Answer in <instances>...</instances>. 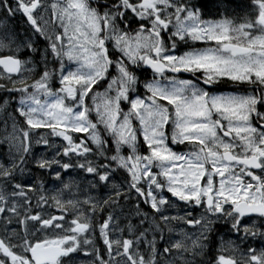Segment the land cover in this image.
I'll list each match as a JSON object with an SVG mask.
<instances>
[{
    "label": "snow or ice",
    "instance_id": "1",
    "mask_svg": "<svg viewBox=\"0 0 264 264\" xmlns=\"http://www.w3.org/2000/svg\"><path fill=\"white\" fill-rule=\"evenodd\" d=\"M222 3L0 0V9L22 14L46 42L42 50L31 39L15 48L12 41L0 43V90L19 95L15 111L27 126L13 125L8 160H0V219H15L20 226L0 237V264H75L70 254L81 251L92 256L91 264H159L154 242L144 240L150 249L145 254L134 250L132 239L110 236L109 229L122 231L111 215L94 221L99 209L122 196L129 199L132 191L165 225L181 221L198 229L194 236L181 232L164 253L206 255L212 225L219 221L231 222L237 235L243 231L242 240L257 234L255 222L245 219L264 221V0L244 5L247 12L239 23L224 13L220 19L203 18L213 10L219 13ZM196 42L205 46L194 47ZM181 44L187 50L181 52ZM21 48L33 55L20 58ZM223 82L241 90L225 94L206 87ZM33 143L55 153L33 155L36 168L60 180L53 165L78 168L93 177L92 188L114 195L102 202L53 195L61 215L33 214L29 193H42L44 186L16 177L17 170L25 171ZM119 170L126 177L116 184ZM63 187L70 189L67 183ZM165 193L200 215H163L169 205L176 207ZM47 202L41 194L37 207ZM97 228L103 251L93 247ZM142 236L146 231L136 241ZM227 250L221 246L206 264H264V247H249L239 260L225 255Z\"/></svg>",
    "mask_w": 264,
    "mask_h": 264
},
{
    "label": "rangeland",
    "instance_id": "2",
    "mask_svg": "<svg viewBox=\"0 0 264 264\" xmlns=\"http://www.w3.org/2000/svg\"><path fill=\"white\" fill-rule=\"evenodd\" d=\"M221 5H224V4L222 3ZM231 9H233L235 11H239L240 9L242 10V7L241 6H239V7L232 6ZM0 10H5V9H0ZM244 14L245 13L242 14V17L244 16ZM14 17L18 18V19L12 20L11 18L7 17V11H6V15L4 16V18H0V43L9 44V42L12 41L13 43L10 45V47L15 48L16 45L21 44L22 42L31 39L32 42L37 41L41 45L40 49L42 50L45 47L46 42L44 41L45 43L43 44V39L38 41V39H39L38 36L34 35L33 30L31 29V26L26 21V18H24L22 16V14H17ZM242 17L235 16V21L237 23L241 22ZM11 22H13V26L18 25V29L21 32H27L28 35L24 34V35L20 36L18 31L16 32L15 30H13V26H11L12 25ZM23 26L26 27L25 30H23ZM2 51H7V50L3 49ZM35 54H37V57L33 56V58H34V61L38 63L40 61V53L37 52ZM19 55L22 59H26L29 55H33V54L29 53L27 51V49L21 48ZM37 70L43 71V67L38 66ZM97 91H103V87H101L100 89H97ZM233 92H235V91H233ZM14 95L17 96L15 101L10 99V98H13ZM5 99L8 100L7 104H4ZM18 99H19V95L16 93H12V95L7 93L2 98H0V160H2L5 163L8 160L7 154L10 150V144L14 143V141L12 140V136L14 134L13 125L15 124L17 127H20V126H23L25 128L27 127L26 125L22 124L23 118L20 117L19 114L15 111L16 107L18 106L17 105ZM10 103H14V105H10ZM8 108H11L12 111L10 112L8 110ZM15 114H16V116H14ZM74 135L82 136L85 134H74ZM33 139H35V138H33ZM56 142L62 143V141L59 140V138L56 139ZM92 147L94 149L95 146H92ZM176 150L180 151L182 149L180 147H177ZM186 150H184V151H186ZM12 151L14 152L15 149H12ZM31 152H32V154L27 157V163H26L25 171L23 173H21L19 170H17L16 177H17V181L21 182V183L26 181L27 183L31 184L34 181L39 180L43 184L44 190L42 193L39 190L35 193H31L33 195H36L37 199H39V195H41V194L48 197L47 204L46 205L42 204V207H38L36 212L42 211L45 216H51V215L59 216V215H61L62 213L57 209L55 203L51 199V197L53 195L59 196L62 200H65V201H67L68 199L83 200L86 197H95L98 200H103L104 197L107 198L110 195H114V193L110 189L92 188L93 177L90 174L82 172L78 168H76V169L70 168L68 170H63V169H60L58 166L53 165V168H55L57 171H60L62 180L55 178L54 175L47 170H40L38 168L34 169L33 167H35V166L31 162L33 159V155H44L47 157H52L55 155V153L52 149H48L47 151H45V146L36 145L35 143H33V147H32ZM124 154L125 155L127 154L126 150H125ZM57 158L59 159L60 157H57ZM100 158L103 159V157H100ZM100 158H97L93 155L89 156V159H98L99 162H102V160ZM68 159L69 158H67V157L63 158V160H65V161H67ZM36 172H37L38 176L36 175ZM113 182L116 184H120L123 181H120L114 175ZM65 183L70 185V189H65L63 187V185ZM101 190H103V191H101ZM121 191L123 192V191H125V189L122 188ZM136 195H137L136 193L135 194L130 193V197H132L136 201H135V203H131L130 205H128L125 208L126 209L125 211H121L123 214L126 213L125 214L126 218L127 217L128 218H137L136 222L132 223L133 224V226H132L133 231L131 233L129 232V226H131V225H125V224L119 225V227H120V229H122V231H120V232L114 231L115 235L112 238L122 237V238L132 239L131 238L132 236H133V238H135L136 236H140L141 232L146 231V236H142L139 241H136V240L134 241V250H138L139 246L144 243L145 239H147L149 242H154V244L156 245V240H157L156 229H157V226H159L160 228L162 226V230H164L166 233L171 234V236H172L171 240L173 243H175L177 240H180L181 238L177 236V234H180V232H179V230H177L174 227L175 224L177 226V223H179V221H170L167 225H165L160 220L159 215L154 213L153 210L150 208V206L144 203L143 198H140V200H137ZM168 196L170 197L169 193H168ZM170 199L176 204V207H172L169 205L168 207H166L164 209L163 215H166L169 217L180 216V214L177 213L176 211H177V209H181V205L183 204V202L178 203V201L175 200V198L172 199L171 197H170ZM117 201L118 200H116V202ZM139 203H142L144 205V207H145L144 210L142 209V206ZM137 206L139 207V211H137ZM123 208H124V206L122 204L115 206L114 212L122 210ZM187 208L188 207H186L184 205L183 209L186 210ZM192 209L195 212H197L196 214L198 217L200 215V210L195 209L194 207ZM145 214H147V215H145ZM0 215H3V214H0ZM21 215H23V209H21ZM71 218L72 217L70 215L67 217L68 220H70ZM0 222H1V224H0V237L2 236V234L4 232H8V230H6V229H8L10 227V225L11 226L13 225V227H16L17 231L20 230V226L18 225V223L16 222L15 219H13L11 222H8L5 219H0ZM114 223L115 224L117 223V219ZM139 226H141L140 227V233L135 229V228H139ZM169 228H171L172 231H169ZM16 230H9V232H10L9 234L16 232ZM96 230L99 233L98 228ZM109 230L113 231V229H109ZM183 232H187L190 235L194 236L195 234H198V229L195 228L194 230H190L188 228V230L184 229ZM125 234H126V236H125ZM21 235H23V232H21ZM94 235H95V233H93L91 235L92 241H94ZM98 235H100V234H98ZM167 241L170 242L169 239H167ZM89 250H91V249H89ZM180 251H183V250H180ZM174 253L175 252H172L171 254H174ZM70 255L73 256L74 261H77L80 258V252L70 254ZM178 256L180 257V259H183L184 253L183 254L179 253ZM164 264H167V262L164 261Z\"/></svg>",
    "mask_w": 264,
    "mask_h": 264
},
{
    "label": "flooded vegetation",
    "instance_id": "3",
    "mask_svg": "<svg viewBox=\"0 0 264 264\" xmlns=\"http://www.w3.org/2000/svg\"><path fill=\"white\" fill-rule=\"evenodd\" d=\"M12 0H9V3H12ZM220 8H223L222 5H220ZM5 10H0V12H3ZM11 18L14 19H18L15 18L14 16H11ZM23 28H26L25 26H23ZM39 38V37H38ZM42 40V39H38ZM34 45L40 49L41 45L35 41L33 42ZM44 40H43V44H44ZM199 43V42H198ZM201 44V43H200ZM46 46V43H45ZM37 57V54H35ZM141 76V79H143V77L145 76L144 72H140L138 73ZM150 76V72L148 74ZM182 78H190L188 74H183ZM236 86V85H235ZM209 87V89L213 92L216 93H224L226 91V85L225 82L223 83H217L211 86H206ZM238 89L239 87L236 86ZM264 110V109H262ZM182 150H186L183 149ZM134 192V191H133ZM165 195L168 196V193H165ZM106 197H104L105 199ZM173 199V198H172ZM122 200L124 202V204L116 202L112 205H106L103 209H99L97 211V215L94 217V221L95 222H99L102 223L103 219H106L109 215H111L113 217V221L115 222L117 219V223L116 225H123L125 224V218L124 215L121 211H125L126 207L130 204H128L131 201V198L129 197V199H125V198H119L118 201ZM102 202V200H101ZM135 203V201L133 202ZM178 203H182L180 201H178ZM123 205L124 208L122 210L119 211H115L114 212V208L115 206L118 205ZM141 206L143 205L142 203H139ZM184 204L181 205V209H177V213L180 214V216H183L185 214L186 211H192L193 216L197 217V212H195L192 208H187L186 210L183 209ZM163 214H164V209L162 210ZM123 220V221H122ZM255 222L256 228L259 229V231L257 232V234L255 236L253 235H248L246 239H241V237H244V232L241 231L239 235H237L235 232L232 231L231 229V222H225V221H219L215 224L212 225V231L209 234V238L207 240V244L208 247L205 248L204 252L206 253V255H200V256H195L193 257L192 255L185 253L183 251L180 250H176L173 249L171 251L175 252L174 254L171 253H164V248L165 247H170V245L173 243L172 242V236L169 233H166L164 230H162V226L161 228L159 226H157L156 229V249H157V255H156V260L159 262V264H164V261L167 262V264H200L201 261H204V264H206L207 260L209 259V257L214 256L217 254V249H219L221 246H223L225 249H228L227 251L224 252L225 255H234L238 260L241 258V253L242 252H246L247 249L249 247L255 248L257 251H259L262 247H264V236H261L260 233L264 232V221H261L259 218L253 217L252 220H248L245 219V223L246 224H251L252 222ZM177 230H179L180 234H177L178 237H181V232H183V230H188V228L190 230H194L195 227H190L186 224H184L183 222L179 221V223H177V226L175 224L174 226ZM185 227V228H184ZM197 229V228H196ZM110 236L114 237L115 233L114 231H110ZM9 233V231L7 232V234ZM95 235H94V241H93V247L100 249L101 251L104 250V245H103V241L102 239H100V235H98V231L95 230ZM126 236V234H125ZM167 239L170 240V242L167 241ZM190 243V242H189ZM234 247L236 248V251L233 252L231 250V248ZM139 251L144 252L145 254H147L148 251H150V249L145 248V246H141L139 248ZM179 253L183 254V259H180V257L178 256ZM105 259H107V256H105ZM91 260H92V256H85L83 254V252H80V258L75 261V264H91ZM170 262V263H169Z\"/></svg>",
    "mask_w": 264,
    "mask_h": 264
},
{
    "label": "trees",
    "instance_id": "4",
    "mask_svg": "<svg viewBox=\"0 0 264 264\" xmlns=\"http://www.w3.org/2000/svg\"><path fill=\"white\" fill-rule=\"evenodd\" d=\"M249 3H250L249 0H223L224 7H228V10H227V12H225V10H224V12H222V13H224L225 16H229L230 15V12H231V7L232 6H235V7L241 6L242 7V10L240 9L239 11L245 12L246 11V8L244 7V5L249 4ZM213 15H214V10L212 11L211 14H206L204 17L205 18H211V17H213ZM193 46L194 47H197L198 45L194 44ZM180 49H187V47L185 45L181 44L180 45ZM149 72L150 71H148L147 74H149ZM143 79H144V77H143ZM223 84H224V82H223ZM225 84L230 86L231 82H225ZM5 92L6 91H4V90H0V93L1 94H4ZM16 98H17V96L14 95L13 98H11V99L15 101ZM11 104L14 105V103H11ZM11 111H12V109H11ZM14 116H16V114ZM82 136H84V135H82ZM33 168L34 169H37L36 167H33ZM119 173H121L122 176L125 175L122 172V170H119L116 174H119ZM36 175L38 176L37 172H36ZM29 195L32 198V208H31V211H32L33 214H35L36 213V210L38 209V207H37V201H38V199L36 198V195H33L31 193H29ZM8 229L16 230V227H13V225L12 226L10 225V227Z\"/></svg>",
    "mask_w": 264,
    "mask_h": 264
}]
</instances>
